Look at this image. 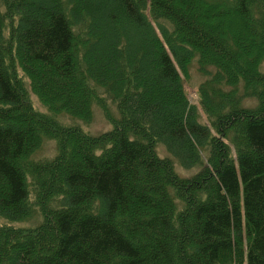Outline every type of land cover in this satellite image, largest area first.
<instances>
[{"label": "trees", "instance_id": "obj_1", "mask_svg": "<svg viewBox=\"0 0 264 264\" xmlns=\"http://www.w3.org/2000/svg\"><path fill=\"white\" fill-rule=\"evenodd\" d=\"M263 60L264 0H0V264H264ZM94 98L111 130L54 120Z\"/></svg>", "mask_w": 264, "mask_h": 264}, {"label": "rangeland", "instance_id": "obj_2", "mask_svg": "<svg viewBox=\"0 0 264 264\" xmlns=\"http://www.w3.org/2000/svg\"><path fill=\"white\" fill-rule=\"evenodd\" d=\"M197 59H192L189 67H188V75L183 76L182 73V80H183V87L187 94L189 101L196 106L198 111V122L201 124H208L206 115L204 114L198 99V87L202 81H204L205 77L198 71L197 66ZM214 71L213 67L209 69ZM259 71L264 74V60L259 64ZM92 85L95 86L97 95L99 97L105 98L106 104L113 115V117H119V112L116 106V103L110 98L109 94L103 89L102 86L95 84L93 81L90 82ZM25 85L27 91L29 93L30 100L32 105L36 110L43 114L50 115V111L48 108L41 103L38 96L33 92L30 81L25 78ZM224 89H229V87L224 86ZM238 95L243 96L240 105L244 108H253L257 104V100L254 97H249L243 95V82L241 81L238 84ZM91 119L89 121H84L79 118L73 117L66 112H60L54 115V120L61 125H71L75 124L78 125L83 131L87 132L90 135H100L104 132H107L112 129L113 124L105 118L103 115L102 108L97 100L94 98L91 102ZM156 152L157 155L160 157H168L173 161V166L175 172L181 177H190L194 173L200 170V165H195L192 168L184 169L177 158L172 156L165 148L162 143H158L156 145ZM57 154V144L56 141L52 138L47 137L43 133L41 134V142L40 146L35 149L29 156V161H37L40 159H51ZM29 175H27V180L29 181ZM172 193V190H170ZM33 198L32 193L30 192V200ZM176 200V199H175ZM176 204L178 206V201L176 200ZM39 216L37 215L36 218H31L30 220L19 221L13 223L15 226L20 227H33L35 224L38 223ZM51 245L50 243L48 244Z\"/></svg>", "mask_w": 264, "mask_h": 264}]
</instances>
